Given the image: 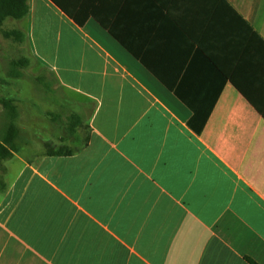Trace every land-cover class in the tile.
<instances>
[{
	"label": "crops",
	"instance_id": "crops-1",
	"mask_svg": "<svg viewBox=\"0 0 264 264\" xmlns=\"http://www.w3.org/2000/svg\"><path fill=\"white\" fill-rule=\"evenodd\" d=\"M57 1L0 76V264H264V0Z\"/></svg>",
	"mask_w": 264,
	"mask_h": 264
},
{
	"label": "trees",
	"instance_id": "trees-1",
	"mask_svg": "<svg viewBox=\"0 0 264 264\" xmlns=\"http://www.w3.org/2000/svg\"><path fill=\"white\" fill-rule=\"evenodd\" d=\"M56 3H59L57 0ZM63 10H66L61 6ZM29 11L28 0H0V33L6 39H12L16 42H23L25 39L24 33L16 28L6 29L4 28V21L7 18L22 19ZM68 13V12H67ZM71 15V14H70ZM30 60L26 57H20L12 59L9 63L8 76L20 77L22 73L18 70L20 67H26ZM259 79L249 82L252 86H243L236 79L233 82L248 101L264 116V88L258 89L255 84ZM252 83V84H251ZM262 89V90H261ZM3 105L10 111L8 124L5 127L4 134L0 136V190L5 188V181L3 178V172L5 170L4 161L13 156V151L16 150L15 138L18 135V127L15 123V105L11 98H1ZM49 152L52 154H70L72 150L61 147L59 149L51 148L48 144Z\"/></svg>",
	"mask_w": 264,
	"mask_h": 264
},
{
	"label": "rangeland",
	"instance_id": "rangeland-1",
	"mask_svg": "<svg viewBox=\"0 0 264 264\" xmlns=\"http://www.w3.org/2000/svg\"><path fill=\"white\" fill-rule=\"evenodd\" d=\"M23 25L24 23L20 19L8 18V20L4 23L3 27L6 29H12L21 27ZM33 49L35 48L32 41L25 40L23 42H16L12 39L4 38L3 35L0 33V76H3L7 68H9L8 64L11 59L26 57L34 63L38 62L39 60L35 57ZM33 70L40 71V67H37ZM34 73V71L28 68L26 71V77L34 75ZM66 99L68 100V98Z\"/></svg>",
	"mask_w": 264,
	"mask_h": 264
}]
</instances>
